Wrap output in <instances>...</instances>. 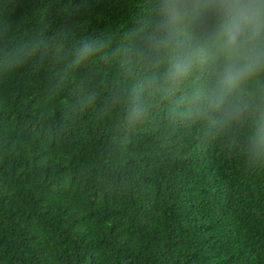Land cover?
<instances>
[{"label": "trees", "instance_id": "1", "mask_svg": "<svg viewBox=\"0 0 264 264\" xmlns=\"http://www.w3.org/2000/svg\"><path fill=\"white\" fill-rule=\"evenodd\" d=\"M154 3L0 0V264H264L256 113L209 125L178 91L129 123L113 103L158 55Z\"/></svg>", "mask_w": 264, "mask_h": 264}, {"label": "clouds", "instance_id": "2", "mask_svg": "<svg viewBox=\"0 0 264 264\" xmlns=\"http://www.w3.org/2000/svg\"><path fill=\"white\" fill-rule=\"evenodd\" d=\"M145 43L158 55L149 74L134 81L123 96L126 119L135 123L152 97L181 92L187 113L209 125L231 126L250 112L256 116L247 140V158L264 162V0H155ZM94 52L79 45L75 64ZM204 78L190 86L195 73Z\"/></svg>", "mask_w": 264, "mask_h": 264}]
</instances>
